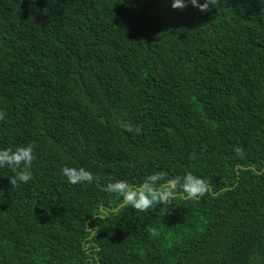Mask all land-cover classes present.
Returning a JSON list of instances; mask_svg holds the SVG:
<instances>
[{"label":"trees","instance_id":"trees-1","mask_svg":"<svg viewBox=\"0 0 264 264\" xmlns=\"http://www.w3.org/2000/svg\"><path fill=\"white\" fill-rule=\"evenodd\" d=\"M171 3L0 0V149L36 156L0 167V264H264V0ZM189 172L165 214L101 190Z\"/></svg>","mask_w":264,"mask_h":264},{"label":"clouds","instance_id":"clouds-1","mask_svg":"<svg viewBox=\"0 0 264 264\" xmlns=\"http://www.w3.org/2000/svg\"><path fill=\"white\" fill-rule=\"evenodd\" d=\"M189 3L205 12L210 11L212 7H217L219 0H204V3H198V0H172L171 7L183 10ZM4 117L5 113L0 110V120H3ZM121 126L129 132H140L139 127L134 129L129 124H122ZM34 147V143H29L17 146L14 149H0V167L7 166L14 173L13 177H8L11 186L19 187L20 184H27L33 179L31 169L33 161L36 159ZM234 151L238 155L243 154V150L239 147ZM61 172L68 183L72 185L92 184L94 181L99 180L97 176H94L83 167L65 166L61 169ZM101 190L118 195L122 199V206L127 205L135 211L146 212L154 207H160L165 214L174 208L172 207V201L178 191L182 193L185 200L197 201L200 197L209 194L211 188L208 181L189 172L183 177H173L171 179H165L164 173H154L146 177L139 185H132L127 181L118 180L108 183ZM153 235H155V231H153Z\"/></svg>","mask_w":264,"mask_h":264}]
</instances>
